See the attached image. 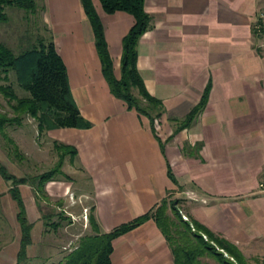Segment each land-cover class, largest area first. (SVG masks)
<instances>
[{
  "label": "crops",
  "instance_id": "1",
  "mask_svg": "<svg viewBox=\"0 0 264 264\" xmlns=\"http://www.w3.org/2000/svg\"><path fill=\"white\" fill-rule=\"evenodd\" d=\"M41 3L46 37L66 64L73 97L92 124L43 133L37 128L38 137L53 146L59 142L76 150L65 158L62 174L47 182V195L66 197L81 180L83 187L74 191L90 202L101 232L175 200L191 221L235 245L247 264H264V46L254 31L264 0H145L152 27L139 39L137 69L164 108L153 120L110 92L81 0ZM92 3L119 78L122 41L134 17L107 14L100 0ZM206 90L205 106L180 129ZM54 150L53 164L59 160ZM0 161L17 177L30 174ZM11 187L0 175V264H16L20 250ZM19 191L33 224L28 249L33 261L43 238V206L31 184L19 185ZM111 259L174 264L153 218L117 238Z\"/></svg>",
  "mask_w": 264,
  "mask_h": 264
},
{
  "label": "trees",
  "instance_id": "2",
  "mask_svg": "<svg viewBox=\"0 0 264 264\" xmlns=\"http://www.w3.org/2000/svg\"><path fill=\"white\" fill-rule=\"evenodd\" d=\"M81 2L92 26L102 73L112 95L124 101L129 109H134L152 120L160 117L164 113L163 105L147 92L137 69L139 39L152 27V18L145 10V0H100L105 13L114 14L121 11L132 15L135 20L122 41L119 78L115 74L102 18L92 0ZM6 6H16L28 12H35L37 9L34 0H0V21L7 19L3 14ZM10 72L16 74L18 84L28 93L27 96L18 97L11 85L2 83L9 80ZM134 90L138 91L139 96L134 94ZM207 93L208 90L199 105L181 122L180 129L189 126L203 109ZM0 94L8 100L11 108V115L0 112V134L12 147L8 151L9 157L15 155L20 159L25 158L19 152L15 141L5 132L7 125H21L24 116H30L37 122L39 133L60 128L88 129L92 125L81 114L72 94L66 64L51 38L39 36L35 43H31L19 54L0 42ZM54 147L59 154L57 164L52 170L36 176L32 182H29L27 177L15 176L7 165L0 161V175L10 182L12 186L10 193L19 208L18 220L22 236L16 264H34L28 256V249L32 245L33 224L27 218L19 185L29 183L34 187L38 199L40 197L50 199L45 190L47 182L56 174H62L61 169L68 155L76 154L74 148L59 142H54ZM177 203L164 201L154 212L110 232H101L94 214L91 213L89 222L93 232L82 236L74 249L55 264H112L114 241L150 218L154 219L166 238L174 264H203L202 259L207 257L214 258L219 264H247L246 258L235 245L216 236L195 221L184 220ZM54 215L44 214L43 219L45 226L50 225L57 229L59 223L49 222ZM204 235L207 236V240ZM218 249L224 252H219Z\"/></svg>",
  "mask_w": 264,
  "mask_h": 264
},
{
  "label": "rangeland",
  "instance_id": "3",
  "mask_svg": "<svg viewBox=\"0 0 264 264\" xmlns=\"http://www.w3.org/2000/svg\"><path fill=\"white\" fill-rule=\"evenodd\" d=\"M34 1L37 6L35 12H28L16 6H6L4 8L3 14L7 19L6 21H0V42H3L16 54L30 46L31 43H35L39 36L46 37L49 34L47 26L42 22V7H40L42 0ZM2 83L11 85L18 97L28 95L19 86L14 72H10L9 80L2 81ZM134 94L139 96L137 90H134ZM0 112L10 113L11 115L9 102L3 94H0ZM36 124L37 122L33 118L24 116L21 125L15 124L5 127L7 136L15 141L20 150L19 152L23 156H26L25 153L29 154V159H26L25 156L23 159L15 155L9 157L8 151L12 147L7 139L0 134V159L7 161L18 173L21 172L22 168L25 169V172L29 171L30 174L26 175L29 182L34 181L36 177L34 174L48 172L57 164L52 162L53 157H55L53 142L50 139L43 140L38 137ZM79 181L81 180L77 181L78 184L76 187L74 186L75 189L83 187V182ZM74 188L72 193L66 197L39 198L43 206V214H55L49 222L59 223L60 226L57 229L50 225L44 227L40 250H38L39 257L33 261L31 260V263L55 264L74 249L82 236L93 232L89 222V216L92 213L90 202L79 199ZM177 208L181 211L178 206ZM4 235L7 239V229ZM218 251L224 252L222 249H218ZM224 254L228 256L227 253ZM202 262L203 264H219L212 257L204 258Z\"/></svg>",
  "mask_w": 264,
  "mask_h": 264
},
{
  "label": "built area",
  "instance_id": "4",
  "mask_svg": "<svg viewBox=\"0 0 264 264\" xmlns=\"http://www.w3.org/2000/svg\"><path fill=\"white\" fill-rule=\"evenodd\" d=\"M254 31L255 34L258 35L259 37H261L263 39V46H264V9L260 11L255 23H254ZM260 189L261 191H264V184L260 185ZM183 215V219L186 221H190V219L184 215ZM195 230V229H194ZM204 238H207L204 235Z\"/></svg>",
  "mask_w": 264,
  "mask_h": 264
}]
</instances>
